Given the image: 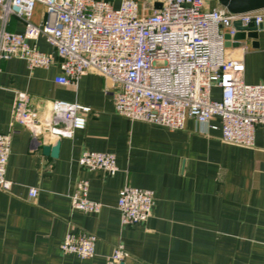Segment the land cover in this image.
<instances>
[{
	"label": "crops",
	"instance_id": "obj_1",
	"mask_svg": "<svg viewBox=\"0 0 264 264\" xmlns=\"http://www.w3.org/2000/svg\"><path fill=\"white\" fill-rule=\"evenodd\" d=\"M218 7V0L205 5ZM43 16L37 4L31 22L39 25ZM23 29V22L9 19V32ZM243 44L244 82L264 83V27ZM37 47L54 65L30 70L20 59L0 61V134L11 132L6 178L13 183L10 193L0 190V264H106L119 244L124 264H264V125L247 148L221 141L218 117L207 134L192 119L180 131L130 121L115 113L116 84L89 71L75 86L55 84L61 74L55 53L43 38ZM15 91L30 95L39 116L46 101L89 107L85 127L59 140L39 136L32 147L30 132L12 121ZM212 93L219 99L218 89ZM57 141L58 156L43 155L42 147ZM85 151L115 155L116 174L80 168L77 159ZM81 179L89 182L88 198L102 205L97 214L70 208ZM125 185L153 191L145 223H121L116 203ZM29 187L38 189L32 201L26 199ZM71 230L96 237L93 258L61 253Z\"/></svg>",
	"mask_w": 264,
	"mask_h": 264
},
{
	"label": "built area",
	"instance_id": "obj_2",
	"mask_svg": "<svg viewBox=\"0 0 264 264\" xmlns=\"http://www.w3.org/2000/svg\"><path fill=\"white\" fill-rule=\"evenodd\" d=\"M207 0H0V61L20 59L28 69L49 68L54 58L41 52L43 38L53 49L61 74L54 83L75 86L85 72H94L118 86L115 113L130 121L184 129L192 119L197 129L208 132L210 121L220 119L221 141L252 148L256 127L264 125V83L244 82L243 56L247 47L237 42L233 23L241 27L264 21V10L242 14L224 7L206 9ZM160 3V9L152 5ZM37 4L44 7L42 22H31ZM11 17L24 24L22 33L7 30ZM230 46L225 47V35ZM238 45V46H234ZM219 90L214 99L213 89ZM12 121L31 134V146L39 136L48 140L69 138L85 127L90 108L61 100L46 101L38 115L30 95L14 92ZM11 132L0 134V190L10 193L6 178ZM33 149V148H32ZM80 168L99 170L109 176L118 171L112 153L85 151L77 159ZM89 182L78 180L71 193L70 208L97 214L101 203L88 198ZM38 189L29 187L26 199L34 200ZM154 193L125 185L116 208L123 225L145 223L151 215ZM96 237L88 232L68 231L60 245L62 254L80 259L95 256ZM124 248L117 245L106 264H120Z\"/></svg>",
	"mask_w": 264,
	"mask_h": 264
},
{
	"label": "water",
	"instance_id": "obj_3",
	"mask_svg": "<svg viewBox=\"0 0 264 264\" xmlns=\"http://www.w3.org/2000/svg\"><path fill=\"white\" fill-rule=\"evenodd\" d=\"M109 2H114L115 0H106ZM219 4L226 8L230 13L233 14H242L251 11L264 10V0H218ZM154 9H160V3H154ZM234 27L237 30L234 40L237 42L244 41L245 39H257L258 31L264 27V21L258 27H255L252 23L248 24L246 27H241L239 21L233 23ZM225 38V47L230 46L229 39L230 37L226 34ZM257 46V44H254ZM238 46V45H234ZM60 142L57 141L54 145H46L42 147V153L45 156H50L56 158L59 153ZM120 264H124L121 262Z\"/></svg>",
	"mask_w": 264,
	"mask_h": 264
},
{
	"label": "rangeland",
	"instance_id": "obj_4",
	"mask_svg": "<svg viewBox=\"0 0 264 264\" xmlns=\"http://www.w3.org/2000/svg\"><path fill=\"white\" fill-rule=\"evenodd\" d=\"M143 1H144V0H143ZM113 4H114L115 7H118V5H119V0H115Z\"/></svg>",
	"mask_w": 264,
	"mask_h": 264
}]
</instances>
